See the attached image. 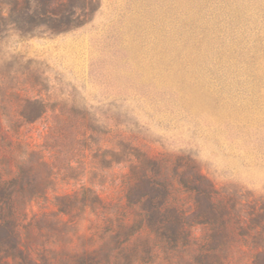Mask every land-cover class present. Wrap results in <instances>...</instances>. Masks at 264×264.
<instances>
[{
	"label": "rangeland",
	"instance_id": "rangeland-1",
	"mask_svg": "<svg viewBox=\"0 0 264 264\" xmlns=\"http://www.w3.org/2000/svg\"><path fill=\"white\" fill-rule=\"evenodd\" d=\"M2 62L46 103L33 121L0 108V247L15 221L27 255L9 262L252 264L238 217L264 205V0H100L69 31L1 37ZM131 148L196 161L227 202L226 244L206 225L175 248L148 228L127 238Z\"/></svg>",
	"mask_w": 264,
	"mask_h": 264
},
{
	"label": "trees",
	"instance_id": "trees-1",
	"mask_svg": "<svg viewBox=\"0 0 264 264\" xmlns=\"http://www.w3.org/2000/svg\"><path fill=\"white\" fill-rule=\"evenodd\" d=\"M100 6V0H0V39L9 32L19 36L34 35L38 30L55 33L69 31L89 21ZM6 62L0 63V108L8 116L9 108L15 107L23 121H33L46 112V103L39 98L25 97L21 94L22 82L19 78L9 82L4 72ZM29 81V77H26ZM9 117V116H8ZM128 171L126 205L132 210V222L126 225L127 238L148 228L158 237L166 238L172 247L189 241L188 227L206 225L212 228L211 242L215 245L226 244L231 238L227 229L229 208L220 190L204 174L194 159L178 156L173 164L165 158H152L136 148L125 153ZM39 164H44L39 161ZM20 173H27L21 163ZM39 185L31 197L44 196L48 184ZM91 191L90 188H86ZM187 193V201L176 197V193ZM59 199V197H56ZM100 201L92 196L91 202ZM190 201L191 203H188ZM184 203H188L184 205ZM246 217H238L240 229L245 237H251L261 248L253 254L252 264H264V205L252 204ZM59 212L65 213L60 207ZM1 226L5 224L0 222ZM9 235L0 247V264H23L9 262V258L22 261L27 259L21 249V236L15 221L6 223ZM33 264H39L33 261Z\"/></svg>",
	"mask_w": 264,
	"mask_h": 264
}]
</instances>
